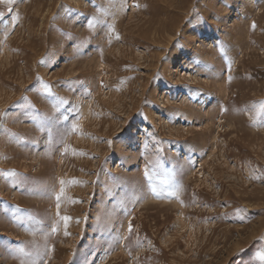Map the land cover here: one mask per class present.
Wrapping results in <instances>:
<instances>
[{"label":"rangeland","instance_id":"1","mask_svg":"<svg viewBox=\"0 0 264 264\" xmlns=\"http://www.w3.org/2000/svg\"><path fill=\"white\" fill-rule=\"evenodd\" d=\"M261 253L264 0H0V264Z\"/></svg>","mask_w":264,"mask_h":264},{"label":"snow or ice","instance_id":"2","mask_svg":"<svg viewBox=\"0 0 264 264\" xmlns=\"http://www.w3.org/2000/svg\"><path fill=\"white\" fill-rule=\"evenodd\" d=\"M61 183H64V182L62 181ZM57 199L59 200V197H57ZM63 220L67 222L69 220V217H63ZM129 231H131V227L129 228ZM260 259L264 260V253H261Z\"/></svg>","mask_w":264,"mask_h":264}]
</instances>
